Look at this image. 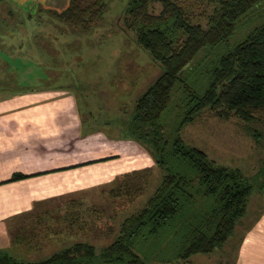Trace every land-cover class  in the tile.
<instances>
[{"label": "trees", "instance_id": "trees-1", "mask_svg": "<svg viewBox=\"0 0 264 264\" xmlns=\"http://www.w3.org/2000/svg\"><path fill=\"white\" fill-rule=\"evenodd\" d=\"M107 1L69 0L51 14L71 27L89 30L103 16ZM152 3L161 5L158 13L150 11ZM208 3L210 10L197 14L191 0H127L123 9L126 29L161 67L136 98L126 123L128 135L162 170L143 206L126 216L115 238L99 249L77 241L37 261L0 253V264H190L192 255L211 254L232 241L236 226L249 213L254 185L264 186V164L249 177L187 144L180 131L207 110L221 120L236 117L259 139L260 132L250 125L264 119V18L222 53L212 50L237 34L242 20L264 0ZM147 171L121 173L114 195L142 194ZM28 176L14 172L6 182ZM160 251L166 253L161 263L151 262Z\"/></svg>", "mask_w": 264, "mask_h": 264}, {"label": "rangeland", "instance_id": "rangeland-1", "mask_svg": "<svg viewBox=\"0 0 264 264\" xmlns=\"http://www.w3.org/2000/svg\"><path fill=\"white\" fill-rule=\"evenodd\" d=\"M126 2L108 0L103 16L89 30L71 27L51 13L33 16L29 21L14 14L13 22L4 24L0 31V38L7 39H0V87L54 90L55 96L50 98L55 107L79 117V133L96 127L98 137H103L99 152L104 155L110 149L117 155L99 168L104 172L109 168L118 172L147 168L145 190L135 196L114 195L121 184L118 175L50 197L7 219V241L0 245V253L37 261L77 241L91 243L96 249L106 246L117 235L120 222L141 208L159 183L162 170L151 153L126 131L136 98L161 71L159 64L136 44L133 32L126 29ZM209 3L191 0V9L195 14L208 12ZM149 9L158 13L161 5L152 3ZM263 18L264 5H259L242 20L237 34L212 52L222 53ZM195 20L205 23L201 16ZM195 75L189 77L190 81ZM250 126L260 132L258 140L247 132L243 121L236 117L221 120L206 110L180 134L187 144L202 149L217 163L239 167L250 177L264 164V119ZM59 162L55 159L50 164ZM249 201L251 215L264 211V186L255 184ZM221 251L218 248L211 254H194L190 264L224 259ZM163 254L165 251L155 252L151 262H160Z\"/></svg>", "mask_w": 264, "mask_h": 264}, {"label": "crops", "instance_id": "crops-1", "mask_svg": "<svg viewBox=\"0 0 264 264\" xmlns=\"http://www.w3.org/2000/svg\"><path fill=\"white\" fill-rule=\"evenodd\" d=\"M68 3L69 0H0V31L4 24L13 22L14 14L29 21L36 15L60 11ZM50 96H55L54 90L0 87V245L7 241L9 217L50 197L125 173L99 168L117 155L110 149L104 155L99 152L103 137H98L96 127L79 133V117L56 108ZM55 159L62 162L50 164ZM14 172L29 176L6 182ZM234 234L221 251L224 259L210 264H264V211L248 213ZM232 243L235 248H231Z\"/></svg>", "mask_w": 264, "mask_h": 264}]
</instances>
